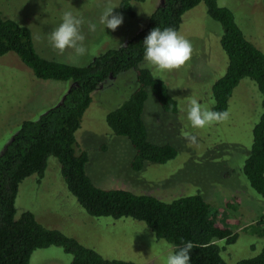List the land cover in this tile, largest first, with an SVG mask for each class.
Returning a JSON list of instances; mask_svg holds the SVG:
<instances>
[{
    "label": "rangeland",
    "instance_id": "rangeland-1",
    "mask_svg": "<svg viewBox=\"0 0 264 264\" xmlns=\"http://www.w3.org/2000/svg\"><path fill=\"white\" fill-rule=\"evenodd\" d=\"M163 0L132 3L135 15L121 13L120 0H0V13L32 31L37 52L58 62L47 34L61 23L64 11L83 17L88 54L77 57L71 51L62 61L77 67L89 65L101 54L124 47L148 24L149 17L161 7ZM230 9L246 38L264 53V4L262 0H218ZM113 7L114 15H122L123 23L115 31L100 23L105 8ZM47 20L46 23L43 21ZM96 24L89 31L87 22ZM179 33L191 41V60L180 70L156 72L170 96L178 103V113H165L157 98L150 93L143 119L149 140L157 145H172L176 159L167 164L146 163L143 170H132L136 151L126 138L116 136L107 124V116L122 105L137 89V71L131 70L102 84L93 103L83 117L76 134L80 148L89 163L86 173L93 184L104 190H126L150 195L170 202L184 195H201L219 215L249 227L264 217V196L259 195L243 173L251 152L253 129L262 114L261 94L250 79H243L229 102L230 117L203 129L192 128L186 117L187 99H197L213 110L212 86L228 68V57L221 47L222 26L209 17L204 3L183 16ZM72 82L43 81L35 78L14 53L0 58V156L5 152L24 120H36L62 103ZM187 136H195L197 144L188 146ZM45 177L26 179L16 199L17 219L32 213L43 226L78 240L108 260H124L135 264H166L173 249L156 239L145 223L132 219L93 218L68 191L59 161L48 160ZM224 218V219H225ZM233 231L236 243L222 246L223 257L231 264L257 256L264 241L247 229ZM257 247V248H256ZM256 248V249H255ZM229 260H227V259ZM72 256L62 248L50 247L33 253L30 264H71Z\"/></svg>",
    "mask_w": 264,
    "mask_h": 264
},
{
    "label": "trees",
    "instance_id": "trees-1",
    "mask_svg": "<svg viewBox=\"0 0 264 264\" xmlns=\"http://www.w3.org/2000/svg\"><path fill=\"white\" fill-rule=\"evenodd\" d=\"M145 2L120 0L119 9L133 17L132 3ZM202 3L209 17L222 26L221 47L229 60L225 75L212 86L213 111H228L233 93L243 79L253 81L261 94L263 111L253 129L251 152L243 173L251 187L264 196V53L246 38L234 13L221 7L218 0H163L161 7L149 17L144 30L124 47L109 50L84 67L45 59L35 48L31 29L5 19L0 13V58L14 53L32 70L36 79L73 83L60 105L36 120L22 121L12 142L0 156V264H30L34 252L53 246L71 255V264H135L105 259L78 240L46 228L30 212H24L17 219L16 199L20 185L31 176H37L40 182L51 157L59 161L68 191L89 216L145 223L156 239L166 242L173 253L191 241L194 247L190 264H231L224 259L222 254L225 256L227 248L221 244L229 246L237 242L239 235L233 227L252 230L250 234L264 241V217L249 227H240L239 223L220 216L199 194L166 202L150 195L96 187L86 173L88 154L80 148L76 138L99 87L112 78L136 70L137 89L107 116V124L116 136L132 144L136 151L132 162L135 172L142 171L146 163L164 165L177 158L178 151L172 145L160 146L149 140L143 115L150 93L167 114H177L178 103L162 80L139 65L143 62V41L152 29L171 27L179 32L183 16ZM234 264H264V245L257 256Z\"/></svg>",
    "mask_w": 264,
    "mask_h": 264
},
{
    "label": "clouds",
    "instance_id": "clouds-1",
    "mask_svg": "<svg viewBox=\"0 0 264 264\" xmlns=\"http://www.w3.org/2000/svg\"><path fill=\"white\" fill-rule=\"evenodd\" d=\"M113 7L105 8L100 17V23L106 29L115 31L123 23L122 15H114ZM47 20L43 21L46 23ZM85 24L83 17H78L72 11H64L61 23L47 34V40L51 48L57 53L58 62H62L59 57H63L71 51L77 57L88 54V47L85 45L86 36L82 31ZM89 31L96 30V24L88 21ZM144 53L143 61L145 67L156 72H167L180 70L191 60L193 46L191 41L181 35L176 29L168 27L161 30L154 28L143 41ZM186 117L192 128L203 129L214 123L226 122L230 117V112L213 111L203 106L197 99L189 97L187 99ZM188 146L197 144L195 136H187ZM214 242V241H213ZM194 245L187 241L174 253L168 255L166 264H190V253Z\"/></svg>",
    "mask_w": 264,
    "mask_h": 264
}]
</instances>
